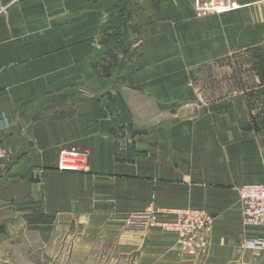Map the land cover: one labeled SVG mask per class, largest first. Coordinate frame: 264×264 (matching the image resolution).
Masks as SVG:
<instances>
[{"label":"crops","instance_id":"1","mask_svg":"<svg viewBox=\"0 0 264 264\" xmlns=\"http://www.w3.org/2000/svg\"><path fill=\"white\" fill-rule=\"evenodd\" d=\"M120 1L0 0V264L20 245L27 264L54 256L52 225L75 241L68 264L98 239L129 264H264L248 248L264 226L243 223L237 194L264 184V0L201 17L192 0H125L124 51ZM233 56L250 60L251 88L202 91ZM72 148L88 172L56 169ZM148 206L208 211L207 241L124 227Z\"/></svg>","mask_w":264,"mask_h":264},{"label":"built area","instance_id":"2","mask_svg":"<svg viewBox=\"0 0 264 264\" xmlns=\"http://www.w3.org/2000/svg\"><path fill=\"white\" fill-rule=\"evenodd\" d=\"M194 12L197 17L216 15L231 12L239 6L233 0H192ZM4 149L0 145V169L6 159ZM56 169L68 173L88 172V154L75 148L61 149L58 152ZM240 208H242V220L248 226H264V184L254 183L244 185L237 189ZM174 219L163 223L167 232L175 233L184 239L205 243L207 234L213 225V217L203 210L177 209L171 211ZM150 217L141 214H133L127 222L129 227H143ZM250 248H264V240L253 241Z\"/></svg>","mask_w":264,"mask_h":264},{"label":"rangeland","instance_id":"3","mask_svg":"<svg viewBox=\"0 0 264 264\" xmlns=\"http://www.w3.org/2000/svg\"><path fill=\"white\" fill-rule=\"evenodd\" d=\"M229 69H230L229 73L224 74L222 75V77H218L217 79L214 78L210 72L203 73L199 79L200 81L199 86L201 90L202 91L204 90L214 91L213 96L219 97L221 95H225L229 93L233 94V92H237L238 90L245 91L246 89L251 88V86L253 85L252 83H253L254 75L252 73L253 69H251V66H250V60H248L247 56L245 57L233 56L232 59L229 60ZM208 94H211V93L209 92ZM177 209H189V208H177ZM196 210H202V209H196ZM171 211L173 210H167V209L162 210L154 206L153 207L148 206V208L144 210L143 212L133 213V214H141V215L150 217L148 221L145 220L146 225H144L143 227H134V228H141L142 230H147L150 227L159 226L162 230L167 232L164 229L163 223L171 222L172 220H168V219L162 220V218L166 214H171L172 213ZM203 211L206 212L205 210ZM206 213H208V211ZM130 217H132V215H130ZM130 217H127V219L124 222V227L126 228H133V227L126 226V222ZM211 228L208 231L207 236L210 235ZM42 233L45 234V238L47 237L49 239V242L52 243V245L54 246L53 249L51 248V250H53L52 254L54 256H51V258H48L46 260H43L40 257L38 258L40 260H37L38 262L37 264H59L60 263L59 259L56 258L57 251L59 249H61L62 251V248L64 251V254H63L64 262H61V264H64L65 261H67V264H68L70 262L68 255L70 254V252L73 249V246L75 245V241L73 240L72 235L71 234L68 235L67 232H64L61 230L57 231V228H55L54 225L45 227ZM105 244H106L105 240H101V239L96 240V244L94 245L92 249H90V251L87 250L88 251L87 254L76 256L75 259L72 260L71 264H122V262L123 264H129L126 259L124 258L120 259L121 256L120 257L115 256V255L111 256L110 252H108V255H106L107 251H106ZM249 245H248V248H250ZM202 246L203 244H200L197 247L201 248ZM82 248H85V247H82ZM257 251L264 252L262 250H257ZM14 264H27V261L25 259L24 246H21V245L18 246L17 256L15 257Z\"/></svg>","mask_w":264,"mask_h":264},{"label":"trees","instance_id":"4","mask_svg":"<svg viewBox=\"0 0 264 264\" xmlns=\"http://www.w3.org/2000/svg\"><path fill=\"white\" fill-rule=\"evenodd\" d=\"M128 1L126 2L125 0H121L118 5H116L113 9V14H112V21L110 22V26L113 28L115 27L116 31V36L118 38V43H119V48L124 51V34H120V28L124 26V28H130L131 30H134L135 27H133L130 24V13L128 11Z\"/></svg>","mask_w":264,"mask_h":264}]
</instances>
